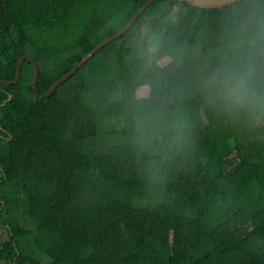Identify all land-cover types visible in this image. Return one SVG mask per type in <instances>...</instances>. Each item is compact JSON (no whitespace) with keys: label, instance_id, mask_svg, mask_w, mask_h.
Instances as JSON below:
<instances>
[{"label":"trees","instance_id":"1","mask_svg":"<svg viewBox=\"0 0 264 264\" xmlns=\"http://www.w3.org/2000/svg\"><path fill=\"white\" fill-rule=\"evenodd\" d=\"M0 0V264H264V117L209 80L241 6ZM163 36L147 76L142 26ZM149 83H145V81ZM149 117L146 130L140 127Z\"/></svg>","mask_w":264,"mask_h":264},{"label":"clouds","instance_id":"2","mask_svg":"<svg viewBox=\"0 0 264 264\" xmlns=\"http://www.w3.org/2000/svg\"><path fill=\"white\" fill-rule=\"evenodd\" d=\"M233 28L237 39L232 48L247 45V53L224 62L210 78L209 87L222 104L258 113L256 119H260L264 117V10L239 7L233 18ZM134 43L147 76L160 68L162 62L167 64L174 59H162V33L149 25L141 27ZM149 119H142V129L146 130Z\"/></svg>","mask_w":264,"mask_h":264},{"label":"water","instance_id":"3","mask_svg":"<svg viewBox=\"0 0 264 264\" xmlns=\"http://www.w3.org/2000/svg\"><path fill=\"white\" fill-rule=\"evenodd\" d=\"M153 0H148L140 9L139 11L134 15V17L131 19V21L123 28L121 29L119 32H117L116 34L112 35L111 37L107 38L106 40H104L103 42H101L98 46H96L93 50H91L77 65L76 67L73 68L72 71H70L67 75H65L64 77H62L61 79H59L51 88V90L44 94L38 91L37 89V81H38V77H39V68L37 63L35 62V60L33 58H31L30 56L24 55L19 59L18 62V73H17V77L16 80L14 82H18L21 73H22V64L25 60L30 61L31 63H33L34 67H35V77H34V82H33V86L35 88V90L37 91V93L39 95L42 96H50L52 94V92L56 89V87L62 83L64 80H66L70 75H72L78 67H80L91 55H93L98 49L102 48L105 44H107L108 42L112 41L113 39H115L116 37L120 36L121 34L125 33L126 31H128L132 25L134 24V22L137 20V18L139 17V15L146 9V7H148L150 5V3H152ZM189 3H191L192 5H195L197 7L200 8H219V7H224L227 5H231L234 4L236 2L242 1V0H185ZM1 83H5V84H10L11 82L8 81H4L2 79H0Z\"/></svg>","mask_w":264,"mask_h":264},{"label":"rangeland","instance_id":"4","mask_svg":"<svg viewBox=\"0 0 264 264\" xmlns=\"http://www.w3.org/2000/svg\"><path fill=\"white\" fill-rule=\"evenodd\" d=\"M167 57H169V56H166L164 59H166ZM5 226H6L5 224H3V225L0 226V242H1V237L5 238V235H6V231L4 229Z\"/></svg>","mask_w":264,"mask_h":264},{"label":"crops","instance_id":"5","mask_svg":"<svg viewBox=\"0 0 264 264\" xmlns=\"http://www.w3.org/2000/svg\"><path fill=\"white\" fill-rule=\"evenodd\" d=\"M2 238V237H1Z\"/></svg>","mask_w":264,"mask_h":264}]
</instances>
